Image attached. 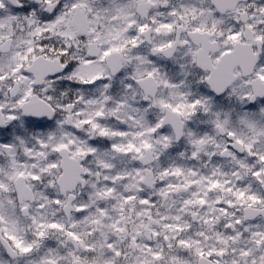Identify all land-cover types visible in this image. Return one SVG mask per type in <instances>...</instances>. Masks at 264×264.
Here are the masks:
<instances>
[{"label":"clouds","instance_id":"9594fccd","mask_svg":"<svg viewBox=\"0 0 264 264\" xmlns=\"http://www.w3.org/2000/svg\"><path fill=\"white\" fill-rule=\"evenodd\" d=\"M262 158L264 0H0V264H264Z\"/></svg>","mask_w":264,"mask_h":264},{"label":"snow or ice","instance_id":"6c2138e0","mask_svg":"<svg viewBox=\"0 0 264 264\" xmlns=\"http://www.w3.org/2000/svg\"><path fill=\"white\" fill-rule=\"evenodd\" d=\"M237 38H238V35H237V36H233V37H231V39H234V40L237 39ZM62 147H63V146H62ZM262 159H264V158H262ZM35 179H39V177H35ZM214 186H215V185H214ZM252 199L255 200L256 197L253 196ZM52 227H59V226H58V225H52ZM181 243H182V244H186L187 242H185V241H181ZM200 254L203 255V253H200ZM156 255H157V257L159 256L158 253H157ZM209 255H211V253H209Z\"/></svg>","mask_w":264,"mask_h":264}]
</instances>
